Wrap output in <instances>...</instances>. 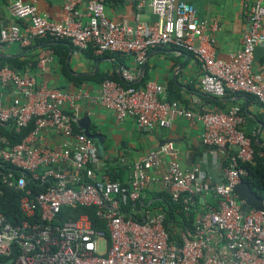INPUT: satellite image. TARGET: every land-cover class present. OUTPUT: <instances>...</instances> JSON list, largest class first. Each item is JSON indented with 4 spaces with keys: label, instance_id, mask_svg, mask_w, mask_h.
Instances as JSON below:
<instances>
[{
    "label": "built area",
    "instance_id": "built-area-1",
    "mask_svg": "<svg viewBox=\"0 0 264 264\" xmlns=\"http://www.w3.org/2000/svg\"><path fill=\"white\" fill-rule=\"evenodd\" d=\"M60 1L59 22L42 16L33 3H11L10 16L24 24H0V49L66 40L77 52L91 48L98 55L131 56L140 65L149 50L171 47L196 62L202 93L213 98L241 93L264 110V75L253 71L254 50L264 45V0H252L246 7L241 47L224 60L213 50L220 25L199 17L180 0H123L135 10L132 23L109 19L104 0ZM144 8L155 21L140 20ZM51 55L41 52L36 68L43 71ZM118 72L121 83L104 79L96 94L89 95L85 90L50 89L38 85L30 73L0 68V128L18 133L31 125L19 143L9 144L0 135V181L20 193L18 214L9 221L1 211L0 190V264H264V212H242V201L232 193L244 174L238 164H250L254 156L240 108L192 112L167 101L159 84L134 86L127 68ZM82 101L111 112L117 123L132 119L145 132L166 129L175 118L200 123L202 145L225 158L221 180L205 183L199 168L182 170L175 159L164 163L158 180L173 202L181 200L184 211L194 206L195 197L215 198L214 207L196 216L191 238L182 232L169 238L161 213H144L140 221L126 214L123 208L137 202L151 182L149 172L160 164L158 153L132 163L123 183L99 174L102 164L94 142L78 127L77 104ZM54 136L62 138L58 146L45 144ZM167 147L163 154L173 155ZM77 208L92 209L102 228L94 229L86 214L74 217Z\"/></svg>",
    "mask_w": 264,
    "mask_h": 264
},
{
    "label": "crops",
    "instance_id": "crops-1",
    "mask_svg": "<svg viewBox=\"0 0 264 264\" xmlns=\"http://www.w3.org/2000/svg\"><path fill=\"white\" fill-rule=\"evenodd\" d=\"M33 3L38 12L47 19L59 22L62 16L60 0H0V24L23 26L24 21L10 16L8 6L15 2ZM191 6L199 17L216 21L220 31L214 34V56L226 59L227 56L241 47V36L244 31V14L252 0H180ZM85 4L80 6L83 12ZM105 15L112 20H124L132 23L133 6L123 0H104ZM140 20L152 22L156 17L147 8L140 11ZM49 50L51 60L44 70L36 68V60L41 52ZM0 58L17 59L24 62L23 71L34 76L38 85L63 92L74 93L85 90L89 95L96 94L100 80L113 77L120 81L118 69L127 68L133 76V84L141 86L146 81L159 84L164 90L167 101H175L181 107L192 112L199 110L225 111L232 105L240 108L244 116L242 129L250 138L255 154L264 157V110L257 101L241 93L227 94L223 98H213L202 93L198 87L200 71L196 62L187 53L171 47L151 49L146 53L143 64H134L131 56L111 53L95 54L91 48L83 52L75 51L65 41L38 40L27 48L16 44H6L0 49ZM121 63H119V61ZM32 68H29L30 65ZM253 71L264 75V45L255 48L253 54ZM4 100L9 99L7 91ZM65 112L70 113L68 109ZM79 119L87 117L89 130L98 135L93 140L97 156L102 164L99 174L115 182H125L128 167L141 160L149 152H157L159 166L149 172L152 178L141 194L148 199L158 192L167 189L158 182L164 172V163L175 159L182 170L199 168L204 182L210 185L221 180L225 158L217 149L207 148L200 141L201 125L197 121L189 122L175 118L166 129L154 128L149 132L136 127L134 120L125 119L115 122L113 114L104 108L86 101L77 104ZM62 141L59 136L46 139L45 144L56 147ZM168 145L174 153L164 155L163 148ZM210 196V197H209ZM215 198L209 194L197 199V205L206 209L214 207Z\"/></svg>",
    "mask_w": 264,
    "mask_h": 264
},
{
    "label": "trees",
    "instance_id": "trees-1",
    "mask_svg": "<svg viewBox=\"0 0 264 264\" xmlns=\"http://www.w3.org/2000/svg\"><path fill=\"white\" fill-rule=\"evenodd\" d=\"M37 41L38 40H35L33 43H37ZM47 41L49 42V40H46V42ZM116 55L119 56V54ZM118 61L121 63L120 60ZM3 66H7L15 71L21 72L23 71L25 63L19 62L17 59L0 58V68ZM32 67L33 65L31 64L29 68ZM104 79H111L115 82L121 83V80L119 81L115 76L110 78H102L100 82ZM122 85L126 86L127 84L122 83ZM77 129L79 130V128ZM30 130L31 125H28L18 133L13 132V130L9 128H0V135L4 136L9 141V144H15L21 142L27 136ZM238 165L244 172V174L240 176V180L248 185L249 190L254 195L264 201V157H258L254 152L252 163H239ZM0 170L2 169L0 168ZM109 180L113 181L115 178L109 176ZM0 190L3 193V196L1 197V211L7 220L12 221L14 216H17L18 214L17 199L20 197V193L5 188L1 181ZM151 197L152 201L149 204L148 199H143L140 197L137 202L134 204H128L123 209L126 214L130 215L137 221L141 220V215L144 213H161L163 215V227L169 238H176L179 232H182L188 238H191L195 218L198 213L204 211V209L197 205V199L199 196L194 198V206H192L187 211H184L181 200L173 202L166 192H158L151 195ZM209 204L214 206V203ZM79 214H86L91 226L94 229L102 228L101 223L95 218L92 209L77 208L72 211V215L74 217Z\"/></svg>",
    "mask_w": 264,
    "mask_h": 264
},
{
    "label": "water",
    "instance_id": "water-1",
    "mask_svg": "<svg viewBox=\"0 0 264 264\" xmlns=\"http://www.w3.org/2000/svg\"><path fill=\"white\" fill-rule=\"evenodd\" d=\"M89 122L87 117H81L78 121V127L83 135L91 140L99 139L98 135L92 134L89 130ZM232 193L238 200L242 201L241 211L252 209L255 211L264 212V201L254 195L248 188V185L239 180L238 183L232 188Z\"/></svg>",
    "mask_w": 264,
    "mask_h": 264
}]
</instances>
